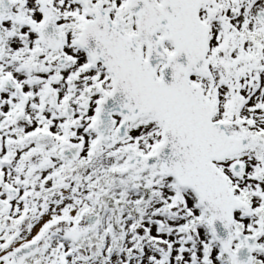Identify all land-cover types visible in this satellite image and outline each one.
<instances>
[{
    "label": "snow or ice",
    "instance_id": "6c2138e0",
    "mask_svg": "<svg viewBox=\"0 0 264 264\" xmlns=\"http://www.w3.org/2000/svg\"><path fill=\"white\" fill-rule=\"evenodd\" d=\"M0 264H264V0H0Z\"/></svg>",
    "mask_w": 264,
    "mask_h": 264
}]
</instances>
